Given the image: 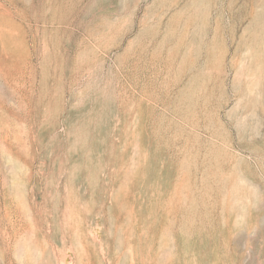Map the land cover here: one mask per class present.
<instances>
[{
  "label": "rangeland",
  "instance_id": "obj_1",
  "mask_svg": "<svg viewBox=\"0 0 264 264\" xmlns=\"http://www.w3.org/2000/svg\"><path fill=\"white\" fill-rule=\"evenodd\" d=\"M0 264H264V0H0Z\"/></svg>",
  "mask_w": 264,
  "mask_h": 264
},
{
  "label": "bare ground",
  "instance_id": "obj_2",
  "mask_svg": "<svg viewBox=\"0 0 264 264\" xmlns=\"http://www.w3.org/2000/svg\"><path fill=\"white\" fill-rule=\"evenodd\" d=\"M1 31V30H0Z\"/></svg>",
  "mask_w": 264,
  "mask_h": 264
}]
</instances>
